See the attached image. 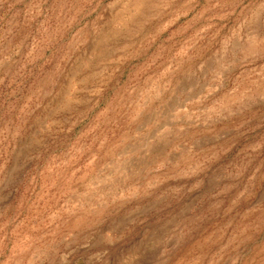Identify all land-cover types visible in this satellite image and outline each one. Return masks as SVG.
<instances>
[{
  "label": "rangeland",
  "instance_id": "obj_1",
  "mask_svg": "<svg viewBox=\"0 0 264 264\" xmlns=\"http://www.w3.org/2000/svg\"><path fill=\"white\" fill-rule=\"evenodd\" d=\"M0 264H264V0H0Z\"/></svg>",
  "mask_w": 264,
  "mask_h": 264
}]
</instances>
